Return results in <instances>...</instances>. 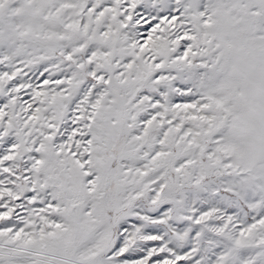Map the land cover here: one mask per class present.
<instances>
[{
	"label": "snow or ice",
	"instance_id": "6c2138e0",
	"mask_svg": "<svg viewBox=\"0 0 264 264\" xmlns=\"http://www.w3.org/2000/svg\"><path fill=\"white\" fill-rule=\"evenodd\" d=\"M0 264H264V0H0Z\"/></svg>",
	"mask_w": 264,
	"mask_h": 264
}]
</instances>
